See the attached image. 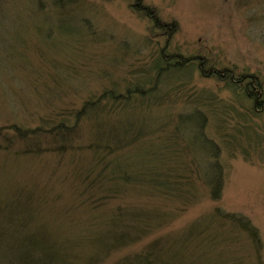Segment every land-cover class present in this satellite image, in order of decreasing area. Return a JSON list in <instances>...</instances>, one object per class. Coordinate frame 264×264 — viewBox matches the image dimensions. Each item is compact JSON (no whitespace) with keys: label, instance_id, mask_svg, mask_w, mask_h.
<instances>
[{"label":"rangeland","instance_id":"rangeland-1","mask_svg":"<svg viewBox=\"0 0 264 264\" xmlns=\"http://www.w3.org/2000/svg\"><path fill=\"white\" fill-rule=\"evenodd\" d=\"M141 1L164 29L135 0H0V203L32 198L19 229L38 228L71 264L101 253L107 229L128 238L98 264L149 250L177 264H264V3ZM178 57L191 62L158 75ZM242 74L261 106L232 82ZM60 124L63 144L14 130ZM215 162L218 200L206 180ZM115 164L123 173L108 175ZM150 169L176 190L126 179ZM218 210L248 218L261 245Z\"/></svg>","mask_w":264,"mask_h":264},{"label":"trees","instance_id":"trees-1","mask_svg":"<svg viewBox=\"0 0 264 264\" xmlns=\"http://www.w3.org/2000/svg\"><path fill=\"white\" fill-rule=\"evenodd\" d=\"M54 4L62 3L61 0H54ZM260 3H264V0H260L257 5ZM134 8L137 12L142 13L146 17L150 18L153 21V26L155 28L164 29V24H161L160 20L157 18L156 14L153 12V10L150 7L144 6L141 0H135ZM190 58H181L178 57L176 61L173 64L170 65H164L160 66L158 71V75L160 72L167 71L170 67L173 69H181L184 68L190 63ZM203 61H200L199 66L202 65ZM233 83L236 85H239L241 83L243 84L242 91L244 95L248 99H252L254 105L261 106V103L263 101H259L256 95L257 87L255 86V79L253 76H247L245 74H242L238 77L236 80H232ZM139 91V90H135ZM102 98H98L99 102ZM95 105L99 104L97 102H93ZM90 105L88 103H85V106L83 107H89ZM83 113V110L81 111ZM80 114V113H78ZM81 116H75L76 122L79 121ZM64 124L55 125L51 127L50 129H41V128H35L31 130H23L16 128L14 129L17 137L20 139H27L29 141L37 138H41L44 136H47L49 134H55L57 137H60V144H63L67 140L65 139L66 130L64 129ZM1 131V130H0ZM126 131V130H125ZM109 134H104L102 138H106L105 140H101L102 144L106 143L107 137ZM1 136V132H0ZM123 136V135H122ZM122 136H119V138H122ZM1 138V137H0ZM54 139V138H53ZM65 140V141H64ZM56 141V140H55ZM65 142V143H66ZM203 142V140H201ZM57 144V143H56ZM101 144V145H102ZM2 145V144H0ZM107 145V144H105ZM36 147V142L32 145H28L25 148H27V151H34L30 150V148ZM104 150V149H103ZM36 151V150H35ZM34 151V152H35ZM102 151V148H101ZM119 164H115L110 171L107 172L108 175L115 176L117 174L123 173L118 166ZM209 173L206 178L207 183L209 184V194L211 199L218 200L221 196L222 186H223V173L221 165L218 162L213 163L211 166L208 167ZM132 176L126 177L127 181L134 180L138 181L137 179H134L135 176H141L145 177L147 176L149 179V188L152 190V188L155 189H169V190H176L175 184H172L168 182V180L171 179L168 176H166V173L160 172L158 169L155 170V172L150 169L146 171V173H142L139 171H131ZM151 173V175H150ZM104 175V174H103ZM124 175V174H123ZM121 175V176H123ZM102 176V174H101ZM100 176V177H101ZM100 177L97 179L96 184H100L101 180L104 182L107 177ZM132 177V178H131ZM125 178V177H124ZM139 178V179H141ZM148 180V179H147ZM99 181V182H98ZM177 184V183H176ZM32 198H29L26 203H22L21 199H18L16 201H10L5 203H0V208H2V211L0 210V215L3 214L4 218L0 220V264H71L69 262V257L66 255V253H60L55 250V248L51 245H49L48 242H50L49 239H46V234L41 233L38 228L35 232H29V231H22V229H19L22 227L24 222V215L29 213L27 211L31 208V201ZM16 204L15 207L10 208L9 205ZM15 209H18L17 211ZM218 213L222 216L230 218L233 223H238V225L246 230L249 235L251 236L254 243L259 246L261 245V238L259 235V232L257 228L251 224L248 218L244 217L240 214H234V213H228V212H219ZM19 218L21 220H17L16 218ZM23 219V220H22ZM4 220V221H3ZM21 221V223H20ZM18 222V223H17ZM32 222V221H31ZM110 222L103 223L105 225L109 224ZM110 225V224H109ZM108 225V226H109ZM104 231V230H103ZM96 242L99 250H101V253L92 255L90 258L88 257L85 259L82 264H98V261L103 256L108 249L115 243L121 242V240H125V238H128V234L126 232L124 233H115L113 230L107 229V234L105 231L102 235L97 236ZM63 251V250H62ZM65 252V251H63ZM7 254H10V257L5 259ZM165 254V253H162ZM170 254L173 256L172 251L171 253L165 254L164 257H158V255H154V252L152 250H149L147 254L136 256L131 259L130 263L127 264H177L173 262V258L170 257ZM4 256V258H3ZM174 257V256H173ZM171 262V263H170ZM81 264V263H80Z\"/></svg>","mask_w":264,"mask_h":264}]
</instances>
